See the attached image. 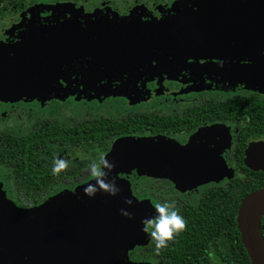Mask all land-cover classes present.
<instances>
[{
	"label": "rangeland",
	"instance_id": "rangeland-1",
	"mask_svg": "<svg viewBox=\"0 0 264 264\" xmlns=\"http://www.w3.org/2000/svg\"><path fill=\"white\" fill-rule=\"evenodd\" d=\"M53 1L56 0H24L22 9L11 15H6L0 21V36H2L1 32L13 33L16 27H10L12 24L15 23L18 26L17 41L14 46L0 43V89L7 86L14 89L29 88L28 90L35 94L50 92L35 99L13 98L7 100L9 98L0 97L2 103H16L19 100L28 103L35 100L40 105V108L37 105L32 111H27L26 107L24 109L22 107V117L18 119L8 115L7 109L2 108L0 110V130L8 128L13 132L15 130L26 132L33 115L50 118L63 124H70L80 118L92 116L88 107L85 106L86 104L77 103L82 99L90 101L94 98L102 101L109 97L114 98L107 102L109 105H96L98 106L96 109L99 110L97 112L104 115L118 116L129 110H150L140 105L131 106L135 103L132 102V98L135 100L148 99L156 96L155 93L158 92L161 95L166 85L174 84L177 80H180L179 83L182 81L183 84H191L196 81H201L200 83L204 84L206 80L208 83H213L216 79L214 68L221 70L222 64L228 63L230 58L228 54H232L239 44H235L234 40H232L234 44L228 42L229 40H221L230 48L223 50L225 54L207 53L210 56L208 57L202 53L203 46L210 39L198 38V33L205 32L202 26L208 24L211 30H215V26H219L220 30L225 31L224 26L230 25L224 21L218 25L214 23L213 17L210 15L211 8L217 7L216 9L220 12H242L246 7L250 11H255L251 5L256 7L251 2L240 3L239 0H166L158 6V15L153 16L149 14L146 7L144 9L133 6L125 12L124 6L118 3V0L113 2L115 3L113 7H108L107 10L104 8L100 12L95 4H91L94 10L89 13L85 12L81 6L73 8L74 3ZM81 1L80 5H84ZM133 1L135 0H130V2ZM102 5L106 4L102 3L100 7ZM84 7L87 6L84 5ZM76 9H81L86 14H79L82 15L81 24L73 23L71 27L63 26L58 28L59 30L51 26L55 20L58 21L57 18L64 14L72 17ZM259 16V21L253 17L251 24L258 22V29L262 27L260 29L264 32V13H260ZM40 18L43 24L39 20ZM129 20H136L137 23L140 22L144 26L134 29L132 32ZM246 26L247 37L241 38L242 42L250 45L254 52L264 53V43L258 41L264 39L256 38L258 30L254 33L253 25ZM96 29L99 34L103 32L102 37L90 40L91 36L94 37ZM35 30L39 31L38 35L32 33ZM138 31L145 33L144 41L141 43L139 41L137 43V37L134 36V34L139 35ZM81 33H87V36L80 37ZM227 35L229 38L239 37L231 33ZM44 37L49 41L47 42ZM43 45L44 47H42ZM117 49L120 56H118ZM246 50V47L241 50L245 58ZM174 60L177 62L175 63ZM238 61L240 60L235 59L232 62L238 63ZM240 63H246V61ZM250 63L257 66L260 63V58L251 57L250 54ZM113 64H125V66L118 68L117 71H111L109 67L114 66ZM61 74L65 76L66 80L71 81L61 83L65 86L64 89L69 88L68 90L71 92H81L93 85L94 88L107 90L121 87L127 96H105L99 95L97 92L74 96L56 90L57 87H46L53 75ZM230 76L232 75L230 74ZM182 78L184 79L181 80ZM234 91L264 94V64L259 69L247 73L243 81L219 88H200L193 92H204L208 97H219L221 96L219 93ZM118 97L128 102L130 106L122 105L118 101L120 99ZM170 98L168 102L162 101L160 105H163L165 112H176L178 103L174 98ZM50 99L58 102L66 100V102L53 105L52 102H48ZM18 106L21 107V105ZM103 107L105 108L103 109ZM218 125L219 127H208V129L201 125L181 141L172 136L162 135H132L114 138L109 151L104 154L97 153V157L94 158L98 160L101 155L106 154L109 160L115 162L116 167L112 175L116 178L120 192L114 197L100 193L94 198L85 196L83 189L92 182V178H90L79 185L61 187L56 193L48 196L43 203L33 208L21 209L12 206V201L8 197L12 193V187L4 182L2 186L5 187L0 184V193L5 202L3 210L7 215L8 212H19L22 216H26L23 218H30L29 214L42 213L48 214V216L68 217L77 214L76 220L80 223L87 213L91 218V220L88 219V222L92 221L90 225L94 223L96 213L103 219V223H108L112 221L109 218H114L116 219L112 221L116 224L114 231L119 235V238L108 235L102 238L95 234L99 247L102 249H113L121 241L125 244L123 246L125 248L120 250L119 256L109 259L107 264H158V262L143 259L138 253L153 243L149 234L142 230L141 223L143 219L155 215L154 205L157 201L152 200L150 193L155 191L156 187L150 189L148 186L154 179L165 180L168 186L166 191L161 193L162 197L167 199L182 197L187 199L190 204H194L196 193L201 190L202 186L217 184L231 178L233 171L223 157V151L229 145L228 132L230 129L226 125ZM190 158L197 160L195 167H187ZM184 161L185 165L182 166ZM72 164L71 162L70 166ZM157 164L169 165L172 170H158L155 166ZM137 171L142 172L141 176L137 175ZM134 181L135 184H133ZM122 188H127L128 192L121 190ZM137 190L143 193L136 195ZM60 193L63 196L58 197L57 195ZM126 198L133 201V206L127 207L124 204ZM121 208H127L132 212L133 219L129 220L121 216ZM117 213H119L118 220ZM69 239L72 243L67 241ZM82 240H84V246L90 241V239ZM78 245L80 242H75L68 235H64L60 242V247L63 248Z\"/></svg>",
	"mask_w": 264,
	"mask_h": 264
},
{
	"label": "trees",
	"instance_id": "trees-1",
	"mask_svg": "<svg viewBox=\"0 0 264 264\" xmlns=\"http://www.w3.org/2000/svg\"><path fill=\"white\" fill-rule=\"evenodd\" d=\"M99 1L102 0L81 2L89 7ZM23 2L0 0V21L22 9ZM248 99L252 102L238 108L234 97L224 101L202 98L197 106L178 115L137 111L118 116H89L70 124L38 119L26 132L0 130V171L4 178H11L14 183L8 197L15 207L30 209L44 202L51 191L90 179L87 172L89 159L96 158L99 151L108 152L116 137L141 134L182 137L204 121L238 123L236 148L226 154L233 167V176L202 188L195 204L178 197L165 199L161 193L166 191L168 184L152 180L148 188H156L150 195L159 194L161 202L174 200L187 227L159 255L155 254L152 243L139 256L158 264H251L240 243L235 216L244 197L264 188V173L247 169L242 161V150L247 141L264 140V101L255 97ZM56 157L69 161L68 170L58 178L52 174ZM139 194L140 191L136 195ZM259 228L264 240V213Z\"/></svg>",
	"mask_w": 264,
	"mask_h": 264
},
{
	"label": "water",
	"instance_id": "water-1",
	"mask_svg": "<svg viewBox=\"0 0 264 264\" xmlns=\"http://www.w3.org/2000/svg\"><path fill=\"white\" fill-rule=\"evenodd\" d=\"M248 1L253 3L251 5L255 11H250L249 8H244L242 12H220L217 7H212L210 15L212 20L217 25L221 22L230 24L225 27L224 30H220L219 26H215V30H211L208 24L202 26L204 33H198V38L206 37V44L202 48V53L207 55L222 53L223 50L230 49L228 45L223 44L221 40L228 41L230 43L235 42L239 44V49L233 51L228 59V63H223V68L218 70L214 68V76L216 79L213 83H208L200 88H219L225 85L234 84L245 80L247 73L254 71L262 67L264 64V53L259 54L254 52L250 45L244 44L241 38L247 37L246 25H253L252 30L257 32V39H264V32L259 27V23L251 24V19L256 17L259 21L260 13H264V0H239V2ZM246 4V3H245ZM249 6V5H248ZM263 11V12H260ZM253 12V13H251ZM132 32L134 29H140L144 25L136 20H129ZM142 24V25H141ZM220 31V32H218ZM78 33V32H77ZM139 35L134 34L137 37V43L144 41V35L141 31H138ZM228 33L235 34L239 37L229 38ZM79 34V33H78ZM103 32L99 34L98 29L95 30L90 40H94L97 37L101 38ZM222 35V36H221ZM86 37L87 33H81L80 37ZM221 37V38H219ZM95 39V40H96ZM234 40V42L232 41ZM260 43H264V40H258ZM239 42V43H238ZM246 50V58L243 56L241 50ZM208 49V50H207ZM241 49V50H240ZM118 50V49H117ZM196 50V49H195ZM198 51V50H197ZM8 54V53H6ZM250 54L260 58V63L255 66L254 63H250ZM261 55V56H260ZM4 56V53H3ZM118 56H120L118 50ZM210 57L209 55H207ZM260 56V57H259ZM125 58V57H124ZM239 59L238 63L232 61ZM175 63L177 60H174ZM246 61V63H240ZM109 69L111 71H117L118 68L124 67L125 64H113ZM215 65V64H213ZM168 67V66H167ZM165 67V68H167ZM230 74L232 76H230ZM235 75V76H234ZM219 79V80H218ZM198 88V89H200ZM27 89H14L7 87L0 89V97H6L5 99L11 100L13 98H36L44 96L50 92L43 94L31 93ZM58 90V89H56ZM191 90H197L194 87L186 89L184 92ZM67 94L81 96L89 92H97L99 95L105 96H127V93L123 91L121 87L117 89L107 90L94 88L93 85L86 88L81 92H71L68 89H60ZM161 94V93H160ZM155 95H159L155 93ZM4 99V98H3ZM242 161L244 166L251 171H260L264 173V143L262 141L248 142L243 147ZM197 164V160L190 158L187 163V167H192ZM185 165L182 164V166ZM158 170L168 171L172 170L171 166H161V164L155 165ZM137 175L141 176L142 172L137 171ZM125 192H128L127 188H122ZM63 196L61 193L57 195ZM43 203V202H42ZM5 205L4 197L0 193V264H107L109 259H115L120 250L124 249L125 244L121 241L115 248L102 249L99 247L96 235L105 238L107 235L115 238H119V235L114 231L116 224L114 218L108 223H103V219L96 213L94 223L88 222L87 213L83 216V221L80 223L76 220L77 214L74 216H48V214H29L30 218H23L19 212H8V215L3 210ZM13 207H15L12 204ZM16 208V207H15ZM264 213V188L254 191L244 197L240 202L236 210L235 224L239 234L240 243L246 251L247 257L251 264H264V240L262 239L259 221ZM118 218L119 219V213ZM90 225V226H89ZM91 227V228H90ZM64 235H68L73 238L75 242H80L78 246L60 247V242ZM82 239H90V241L84 246ZM69 243L72 241L67 240Z\"/></svg>",
	"mask_w": 264,
	"mask_h": 264
},
{
	"label": "flooded vegetation",
	"instance_id": "flooded-vegetation-1",
	"mask_svg": "<svg viewBox=\"0 0 264 264\" xmlns=\"http://www.w3.org/2000/svg\"><path fill=\"white\" fill-rule=\"evenodd\" d=\"M56 1H58V0H56ZM56 1H53V2H56ZM115 1H117V0H102V1H99V2H95L94 4L96 5V7L99 8L98 11L100 12L104 8H106L105 10H107L108 7H110V8L113 7V5L115 4L113 2H115ZM59 2H71V3H74L73 8H77V6H81L83 8V10L85 12H88V13L91 12L92 10H94L92 8L93 6L87 8V7H84V5H80L81 3L78 0H59ZM162 2L146 3L144 0H135L133 2H130V0H118V3L122 4V6H124V11L125 12L129 11V9L132 8L133 6H139V7H142L144 9L146 7L149 10V14L150 15H153V16H157L158 15V12H159V7L158 6ZM102 3H104L106 5H102L100 7V5ZM85 12H83L81 9L80 10L79 9H76L75 12L73 13V16L72 17L64 14L62 17L57 18L58 21L55 20L54 23L51 26H54L57 30H59L58 28H60V27L62 28L63 26L64 27H66V26L71 27V24H73V23L74 24H78V23L81 24V22H82V17L81 16L82 15H79V14L86 15ZM148 18H151V17H148ZM39 20H41V22L43 24L42 19L40 18ZM91 20H93V19H91ZM93 21H95V20H93ZM14 26L16 27L15 28L16 30L13 33H11V34L1 32V34H2V36H0V43L2 42L1 44H11V45L14 46V44L17 41V34H18V31H17L18 26H17V24L14 23L10 27H14ZM23 28H25V27L23 26ZM61 30L63 31V29H61ZM32 33H34L35 35H38L39 34V31L38 30H35ZM45 37H47V35H45ZM45 37H44V39L46 40ZM46 41L48 42L49 39L46 40ZM42 47H44V45ZM26 51L28 52V49H26ZM183 79L184 78H182L181 80H183ZM68 81L71 82L70 80H66L65 76L62 75V74L61 75H58V76L53 75L51 77V79L48 81V83L50 82V84L47 83V86L46 87H48V88H50V87H57L58 91H60V89H64L65 88V86L61 85V83H67ZM179 82H180V80H177V81H175L174 84H168V85H166L165 86V90L162 92L161 95H156V96L150 97L148 99L142 98L141 100H135V99L132 98V102L133 103L135 102V103L134 104H131V106L140 105L143 108L146 107L147 109H150V110H142V111H139V112H145V111H153V112H155L156 111V112H159L160 114H166V115H172V114H174V115H178L179 113H182L185 109H188L189 107L197 106L198 103L201 101L202 98L212 99V100H216V101H224L226 99H229V98H233L234 97V98L237 99V102L235 104L237 108L238 107H241L244 103L252 102L250 99H248V97H255L256 99H258L260 101H264V94L263 93L255 94V93H239V92H236V91H239V90H236L234 92L219 93L221 95L219 97H208V96H206L204 94V92H193L194 90H191V91H188V92H184V91H186V89H188L190 87H194L196 89H198L200 87H203L204 85L208 84V82H207V80L204 82V84L203 83H200L201 81H196V82L191 83V84H183L182 81H181V83H179ZM180 84H183V85L180 86ZM169 86H171V88H169ZM67 89H69V88H67ZM153 90H155V89H153ZM179 92H181V93H179ZM83 95H85V94H83ZM74 96H77V95H74ZM167 97H169V98H167ZM170 97L174 98L177 101V103H178L177 106H176V109H178V110L176 112L175 111L165 112V111H163V109H164L163 105H160V104H162L161 103L162 101L168 102V99H171ZM68 98H69V96H68ZM118 98H120V97H118ZM111 99H114V98L109 97V98L103 99L102 101L96 100L94 98L91 99L90 101H86V100L82 99V100L77 101V103L86 104L85 106L88 107V109L90 110V113H92V116H102L104 114L98 113L97 111H99V110H97L96 107L101 106V105H103V106L109 105V103H107V102L111 101ZM118 101L122 105H128V106H130L128 102H125V101L121 100V98ZM48 102H52L53 105H56V104L65 103L66 100L59 101L58 102V101H55L53 99H50ZM97 104H99V105L96 106ZM18 105H21V107H19ZM37 105L38 104H37V102L35 100H31L28 103L21 102L20 100L17 101L16 103L15 102H7V103L6 102H4V103L0 102V110L2 108L3 109H7L6 110V113L8 115H10V116L18 119L19 117H22V110L25 107L27 108V111H32V109L35 106H37ZM22 107H23V109H22ZM37 107L40 108V105H38ZM104 108L105 107H103V109ZM127 112H137V111H130L129 110ZM127 112H125V113H127ZM125 113H123V114H125ZM38 119H50V118L40 117V116L38 117V116H34L33 115L30 124L34 120H38ZM80 119H82V118H80ZM50 120H53V119H50ZM53 121H55V120H53ZM30 124L28 125L27 130L29 129ZM218 124H220V125H226L230 129L229 132H228V134H229L228 136L230 137V139H229V145L226 148V150L223 151V157H224L225 161L227 162V165L229 166V168L233 169L232 164H230L228 162V160H227L226 154L229 151L233 150L232 149L233 147L236 148L235 135L238 132V126H239L238 123L230 124L227 121H217V120L216 121H204L200 125H198L197 127H195L192 130H190L188 133L183 134L182 137H177L175 134H167V135H162V136H169V137L172 136L174 138H177L179 141H181L182 138L187 137L190 133L193 132V130H196L201 125L203 127H205L206 129H208V127L209 128H211V127L212 128L219 127ZM215 125H217V126H215ZM2 130H6V129H2ZM8 130H10V129H8ZM13 133H19V132H17V130H15V132H13ZM143 135H149V134H143ZM150 136H153V135H150ZM156 136H158V135H156ZM255 141H262L264 143V140H261V139L260 140L258 139V140L247 141L246 143H248V142H255ZM99 152H101L102 154L105 153V151H99ZM242 152H243V150H242ZM1 172L2 171H0V184H1V186L5 182V183H7L8 186H11L12 187L14 185L12 179L11 178H4L2 176V174H1ZM157 179L160 182L161 181L166 182L165 180H162V179H159V178H157ZM83 182H85V181H83ZM82 183H80V184H82ZM217 184H219V183H217ZM72 185H74V184H72ZM72 185H70V186H72ZM211 185H216V184L205 185V186H202L200 189H202V188H204L206 186L207 187H210ZM7 191H9V190H7ZM57 191L58 190H55L53 192L51 191L48 194V196H50L51 194L56 193ZM140 193H143V192L140 191ZM199 193H200V191L198 193H196L197 197H196L195 203L197 201V198H198ZM158 195L157 196H154V197H152V195H151L152 200H156L157 202H161V199H160V197ZM178 198L184 199L182 197H178ZM165 199H167V198H165ZM184 200H187V199H184ZM150 244H152V243H150ZM148 246H150V245H148ZM144 251L145 250L143 249L142 251H138V253H141V252L143 253ZM128 255H130V254H128ZM143 259H145V258H143ZM146 260L153 261L152 259H146Z\"/></svg>",
	"mask_w": 264,
	"mask_h": 264
},
{
	"label": "clouds",
	"instance_id": "clouds-1",
	"mask_svg": "<svg viewBox=\"0 0 264 264\" xmlns=\"http://www.w3.org/2000/svg\"><path fill=\"white\" fill-rule=\"evenodd\" d=\"M68 167V160L60 157L54 158L53 176L58 178L61 173L68 170ZM115 167V162L109 160L106 154L101 155L98 160H91L87 172L91 176L92 182L84 187V195L88 198H94L98 193L113 197L118 195L120 188L117 186L115 176L112 175ZM124 204L131 207L133 201L126 198ZM154 212V216L143 219L141 223L143 225L142 230L149 234L153 242L155 254L159 255L162 249L167 248L177 236L186 230L187 223L180 215L174 200L155 203ZM120 215L129 220L133 219V213L127 208H121Z\"/></svg>",
	"mask_w": 264,
	"mask_h": 264
}]
</instances>
